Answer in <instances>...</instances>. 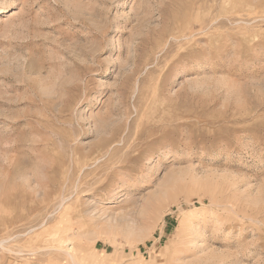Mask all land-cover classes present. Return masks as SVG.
<instances>
[{
	"label": "rangeland",
	"instance_id": "obj_1",
	"mask_svg": "<svg viewBox=\"0 0 264 264\" xmlns=\"http://www.w3.org/2000/svg\"><path fill=\"white\" fill-rule=\"evenodd\" d=\"M0 264H264V0H0Z\"/></svg>",
	"mask_w": 264,
	"mask_h": 264
}]
</instances>
